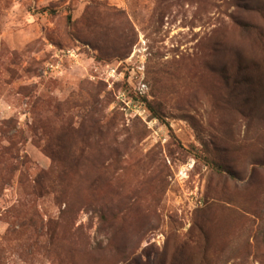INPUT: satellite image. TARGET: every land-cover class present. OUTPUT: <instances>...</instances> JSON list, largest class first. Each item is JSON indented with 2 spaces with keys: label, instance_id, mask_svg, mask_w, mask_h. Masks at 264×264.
<instances>
[{
  "label": "rangeland",
  "instance_id": "rangeland-1",
  "mask_svg": "<svg viewBox=\"0 0 264 264\" xmlns=\"http://www.w3.org/2000/svg\"><path fill=\"white\" fill-rule=\"evenodd\" d=\"M0 264H264V0H0Z\"/></svg>",
  "mask_w": 264,
  "mask_h": 264
},
{
  "label": "trees",
  "instance_id": "trees-1",
  "mask_svg": "<svg viewBox=\"0 0 264 264\" xmlns=\"http://www.w3.org/2000/svg\"><path fill=\"white\" fill-rule=\"evenodd\" d=\"M46 10H48V8H44L43 9V11H46ZM140 99V98H139ZM139 99H136L135 101H137V100H139ZM142 99H143V97H142ZM144 101V103L146 104V107L149 109V110H151L152 111V113H153V115H154V117L155 118H162V116H161V113L154 107V106H152L146 99H143ZM213 162V161H212ZM214 163V162H213ZM216 164V163H215ZM217 165V170L219 171V172H224V169H223V167H221L219 164H216Z\"/></svg>",
  "mask_w": 264,
  "mask_h": 264
},
{
  "label": "built area",
  "instance_id": "built-area-1",
  "mask_svg": "<svg viewBox=\"0 0 264 264\" xmlns=\"http://www.w3.org/2000/svg\"><path fill=\"white\" fill-rule=\"evenodd\" d=\"M140 93L142 94V92L140 91ZM134 104H141V105H143V106H146L143 102H141L140 100H137V101H135L134 100V102H133Z\"/></svg>",
  "mask_w": 264,
  "mask_h": 264
}]
</instances>
